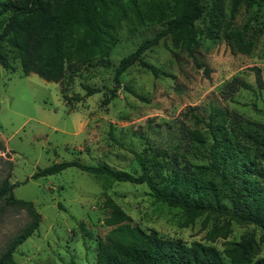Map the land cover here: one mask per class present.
<instances>
[{"label": "rangeland", "instance_id": "374dc122", "mask_svg": "<svg viewBox=\"0 0 264 264\" xmlns=\"http://www.w3.org/2000/svg\"><path fill=\"white\" fill-rule=\"evenodd\" d=\"M215 2L203 0L205 13L196 27L205 37L209 29L217 31L219 38L203 39L195 51L196 61L167 39L144 55L158 68V76L139 65L121 75V83L145 101L119 90L117 98L104 103L114 87L120 60L165 24L134 31L125 28L108 58L85 64L68 61L59 83L34 73L25 76L14 48L5 44L3 53L14 70L0 68V187L6 179L18 186L13 205L0 200V256L28 224L38 220V228L14 254L17 264H96L99 240L111 230L104 224L110 211L105 204L108 198L130 216L133 225L146 231L155 230L188 245L195 241L210 244L205 240L207 231L214 224L222 225L224 218L204 215L183 227L180 210L157 202L146 185L118 182L76 168L48 177L32 176L38 169L70 161L108 164L140 174L129 152L133 149L145 156L160 187L187 191L194 198L208 194L210 202L228 205L211 169L212 159L219 171L238 170L250 161H258L264 171L261 151L238 134L241 128L264 134V90L257 89L254 70L260 69L264 80V2L252 7L242 2L232 17V0H222L223 17L217 23L210 16ZM9 15L0 16V34ZM227 23L230 30L242 32L251 47L249 54L232 51L224 36ZM234 77L250 84L252 90L240 89L226 97L225 86ZM85 86L99 92L88 96ZM191 114L211 127L195 124ZM193 130L201 132L204 143L191 141ZM209 184L215 187V198L206 188ZM231 229L226 241L239 242L243 235H254L259 243L257 257H264L259 227L233 222ZM224 244L220 238L212 245L223 251Z\"/></svg>", "mask_w": 264, "mask_h": 264}, {"label": "trees", "instance_id": "16d2710c", "mask_svg": "<svg viewBox=\"0 0 264 264\" xmlns=\"http://www.w3.org/2000/svg\"><path fill=\"white\" fill-rule=\"evenodd\" d=\"M257 1L264 2L232 0V17L242 2L252 7ZM221 3L222 0H216L210 13L215 23L223 17ZM205 9L203 0H0V16L10 14L0 34V68L14 70L3 53L8 43L14 48L25 76L34 73L45 81L59 83L65 76L68 61L85 64L108 58L125 28L134 31L149 25L165 24L153 38L145 40L134 52L120 60L115 68L114 87L104 103L117 98L119 90L145 101L131 86L121 83V75L132 66L139 65L158 76V68L148 63L144 55L167 39L196 61L195 51L203 45L202 40L219 38L217 31L209 29V36L205 37V33L196 27ZM226 26L224 36L232 51L249 54L251 47L244 42L242 32L230 30V23ZM254 70L257 89L262 91L264 80L261 71L258 68ZM84 88L88 96L99 92L90 86ZM240 89L252 90V87L234 77L226 84L225 95L229 97ZM191 117L195 124L211 127L210 122L198 115L191 114ZM238 134L260 150L264 159V134L244 128L238 129ZM189 138L198 144L205 141L198 130L191 131ZM214 146H218L217 143ZM129 152L139 165L140 174L117 170L108 164L88 166L70 161L38 169L32 178L57 175L68 168H76L118 182L146 185L157 202L180 210L183 227L193 225L204 215L206 218H224L225 221L222 225L214 224L207 231L205 240L210 244L195 241L188 245L180 239L164 238L155 230L146 231L133 225L130 216L108 198L105 204L110 211L104 224L111 230L99 240L96 264H264V257H257L259 243L254 235H243L239 242L226 241L232 233L233 222L259 227L264 239V171L259 168L258 161L243 163L240 169L227 172L224 169L219 171L215 167L216 159H212L211 169L220 180L223 196L228 201L225 205L218 200L210 202L208 194L200 193L194 198L187 191L160 187L148 169L145 156L133 149ZM17 186L4 180L0 187V200L6 205H13ZM198 186L202 189L201 185ZM206 188L215 198V187L209 184ZM38 225V220L32 221L11 241L0 256V264H17L15 252L33 235ZM203 228H207L206 221ZM220 238L225 241L223 251L212 245Z\"/></svg>", "mask_w": 264, "mask_h": 264}]
</instances>
